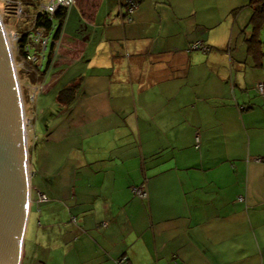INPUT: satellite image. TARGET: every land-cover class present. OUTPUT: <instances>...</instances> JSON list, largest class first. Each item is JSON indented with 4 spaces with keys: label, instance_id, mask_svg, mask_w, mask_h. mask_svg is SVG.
<instances>
[{
    "label": "crops",
    "instance_id": "0c3cea01",
    "mask_svg": "<svg viewBox=\"0 0 264 264\" xmlns=\"http://www.w3.org/2000/svg\"><path fill=\"white\" fill-rule=\"evenodd\" d=\"M125 11L74 0L49 45L73 174L29 215L20 264H264V0Z\"/></svg>",
    "mask_w": 264,
    "mask_h": 264
},
{
    "label": "rangeland",
    "instance_id": "374dc122",
    "mask_svg": "<svg viewBox=\"0 0 264 264\" xmlns=\"http://www.w3.org/2000/svg\"><path fill=\"white\" fill-rule=\"evenodd\" d=\"M15 1L21 3L22 9L29 13L30 18L27 19L23 13L19 14L16 10V14L14 13V8L17 5V2L14 3ZM37 2L41 3L38 0H0V17L12 51L26 120L28 215L22 238L20 262L28 241L25 232L29 215L31 214L29 219L31 226L34 215H37V207L46 201L40 202L38 206L34 203L35 199L38 200L39 193L44 194L45 197L46 192L56 195L69 193L70 189L66 179H68V170L71 175L73 174V168H68L67 164L73 163L72 159L75 157V150L70 153L66 141H60V134H65V125L61 122L60 106L56 101V94L62 87H53L51 90H47L46 85L43 88L40 70L34 64L24 61V57L17 46L18 36L29 26V19L37 13ZM49 45L50 43L48 48ZM44 55L47 59L48 50L44 52ZM45 64L46 62L43 61L41 72L46 71ZM39 80L41 81L39 82ZM73 143L74 141H72Z\"/></svg>",
    "mask_w": 264,
    "mask_h": 264
},
{
    "label": "water",
    "instance_id": "95a60500",
    "mask_svg": "<svg viewBox=\"0 0 264 264\" xmlns=\"http://www.w3.org/2000/svg\"><path fill=\"white\" fill-rule=\"evenodd\" d=\"M5 34L0 17V264H18L28 215L26 134Z\"/></svg>",
    "mask_w": 264,
    "mask_h": 264
},
{
    "label": "built area",
    "instance_id": "2783aa9c",
    "mask_svg": "<svg viewBox=\"0 0 264 264\" xmlns=\"http://www.w3.org/2000/svg\"><path fill=\"white\" fill-rule=\"evenodd\" d=\"M16 2L17 5L16 8H14V13H23V15H25L27 19L30 18L29 13L22 9L21 3L19 1H15L14 3ZM73 2L74 0H46L38 4L37 13H35L33 17L29 19V26L18 36V38L20 36H23L25 38V42L21 48V53L24 57V61L34 64L38 70H41L43 61L45 59L44 52L48 50V44L52 43L53 28L49 31H46L42 27H36L34 25V20L38 13H45L51 19L57 11L64 9L66 10L73 4ZM125 3V18L127 20H130V15L137 7V0H125ZM191 47L194 49H201L203 51L209 50V47L203 45L201 42H195L191 45ZM256 90L261 96H264V83H258L256 85ZM132 191L137 197L146 198V191L143 186L134 187ZM38 200L39 202H43L44 200H47V198L44 194L39 193ZM115 264H129V261L127 257L122 256L115 261Z\"/></svg>",
    "mask_w": 264,
    "mask_h": 264
},
{
    "label": "trees",
    "instance_id": "16d2710c",
    "mask_svg": "<svg viewBox=\"0 0 264 264\" xmlns=\"http://www.w3.org/2000/svg\"><path fill=\"white\" fill-rule=\"evenodd\" d=\"M38 1H45V0H38ZM40 4L39 2L36 3V7ZM65 14V9L64 10H59L56 12V14L53 16V18H49V16L45 13H38V15L35 17L34 20V25L36 27H42L44 30H50L53 28V36H52V42L55 41V39L58 36L59 30H60V25L62 22L63 15ZM25 42V38L23 36H20L17 41V46L19 47V50L21 51V48ZM249 48L255 49L256 43H258L257 39L252 37L249 42H248ZM255 47V48H254ZM66 91V90H65ZM63 91V93L65 92Z\"/></svg>",
    "mask_w": 264,
    "mask_h": 264
},
{
    "label": "bare ground",
    "instance_id": "6f19581e",
    "mask_svg": "<svg viewBox=\"0 0 264 264\" xmlns=\"http://www.w3.org/2000/svg\"><path fill=\"white\" fill-rule=\"evenodd\" d=\"M5 35H6V41H7L8 45H9V47H10V44H9V41H8V37H7V33ZM22 110H23V106H22ZM23 116H24V112H23ZM23 121H24V128H25V134H26V120H25V117L23 118ZM26 164H27V150H26ZM27 195H28V174H27Z\"/></svg>",
    "mask_w": 264,
    "mask_h": 264
}]
</instances>
